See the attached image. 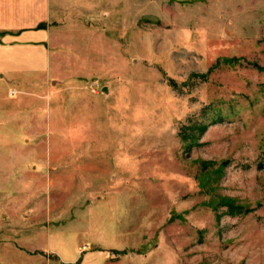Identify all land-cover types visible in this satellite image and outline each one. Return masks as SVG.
Wrapping results in <instances>:
<instances>
[{
	"label": "rangeland",
	"instance_id": "1",
	"mask_svg": "<svg viewBox=\"0 0 264 264\" xmlns=\"http://www.w3.org/2000/svg\"><path fill=\"white\" fill-rule=\"evenodd\" d=\"M63 1L55 79L0 80V264H264V0Z\"/></svg>",
	"mask_w": 264,
	"mask_h": 264
},
{
	"label": "crops",
	"instance_id": "2",
	"mask_svg": "<svg viewBox=\"0 0 264 264\" xmlns=\"http://www.w3.org/2000/svg\"><path fill=\"white\" fill-rule=\"evenodd\" d=\"M64 3L63 0H0V31L2 32L0 34V80L8 81L11 78L18 81L13 73L19 70L16 66H45L46 75L42 84L46 88L48 82L55 79L51 67L55 66V72L56 66H60L61 63L62 53L57 47L56 40L61 37V33H65L59 28V16L64 11L66 5ZM41 23L42 25H39ZM64 35L67 36V34ZM102 90L107 91L106 86H103ZM17 112L13 111L11 118L14 119ZM46 115V119L49 120L47 128L51 129L52 115L48 111ZM83 144L80 142L76 146H69L45 143L28 146L33 150L46 152L35 156L36 162L42 161L45 165L37 164L31 175L35 176L39 172L44 173L50 182L64 180L75 182L74 173L77 172L73 169L75 166L71 168L73 165L67 164L60 166L57 170L55 166L50 165L52 157L55 156L51 152L55 150L74 151L72 155L61 156L60 160L67 163L70 162L69 158L67 159L68 156H76L75 164L81 167V170L95 172L98 167L86 158L84 154L86 149ZM64 157L67 160H64Z\"/></svg>",
	"mask_w": 264,
	"mask_h": 264
},
{
	"label": "trees",
	"instance_id": "3",
	"mask_svg": "<svg viewBox=\"0 0 264 264\" xmlns=\"http://www.w3.org/2000/svg\"><path fill=\"white\" fill-rule=\"evenodd\" d=\"M39 25H42V23L41 24H39ZM2 32L0 31V34H1ZM180 135H182V137L184 138V139H186V137L185 136H183V134H182V131H180Z\"/></svg>",
	"mask_w": 264,
	"mask_h": 264
}]
</instances>
